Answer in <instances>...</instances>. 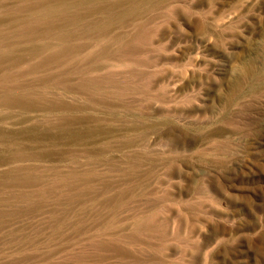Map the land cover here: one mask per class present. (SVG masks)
<instances>
[{
  "label": "rangeland",
  "instance_id": "374dc122",
  "mask_svg": "<svg viewBox=\"0 0 264 264\" xmlns=\"http://www.w3.org/2000/svg\"><path fill=\"white\" fill-rule=\"evenodd\" d=\"M0 264H264V0H0Z\"/></svg>",
  "mask_w": 264,
  "mask_h": 264
}]
</instances>
